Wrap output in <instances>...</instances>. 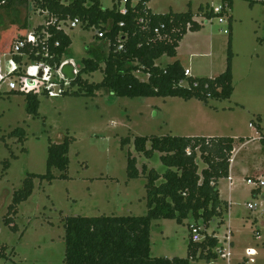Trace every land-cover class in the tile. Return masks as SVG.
<instances>
[{"label":"rangeland","instance_id":"rangeland-1","mask_svg":"<svg viewBox=\"0 0 264 264\" xmlns=\"http://www.w3.org/2000/svg\"><path fill=\"white\" fill-rule=\"evenodd\" d=\"M28 1V0H26ZM102 8L111 10L116 4L125 8L124 0H100ZM29 3L17 2L11 8L0 7V39L9 28H21L26 34L44 25L46 15L30 10ZM137 1H134L136 4ZM201 6L222 7L221 0H151L148 7L157 14L186 13L192 10L196 21L203 25L200 32H188L180 44L179 57L194 78H216L227 70L232 53L233 87L230 99H208L207 102L181 98L119 97L106 88L93 96L51 95L39 90V116L27 111L26 94H9L10 82L0 86V264H65V223L72 217H144L148 213V173L165 172L161 155L148 159L138 153L137 137H230L250 140L235 155L232 206L223 219L210 228L202 227L208 235L216 233L223 241L233 232V261L244 264L248 248L256 251L255 264H264V189L253 195L254 187L245 175L264 176V6L248 0H234L231 12L206 19ZM231 17V19H230ZM228 31V33H225ZM95 28L68 29L72 45L69 58L80 70L85 60L93 58L88 47H97L109 54V43L97 39ZM21 37V34L19 35ZM15 41V40H14ZM9 58L0 54V77L7 76L5 64ZM174 59L164 56L156 65L165 68ZM30 64V65H29ZM42 64L29 63L26 74H37ZM102 69L83 73L82 78L98 84L104 78ZM141 81L148 75L136 72ZM186 85V84H185ZM78 90L74 87L72 92ZM262 118L263 132L251 129V123ZM22 129L23 138L13 134ZM74 139L70 147L67 179L53 171L54 180H35L32 196L13 209L15 194L29 175H45L48 150L51 144ZM130 139L123 145V141ZM244 140H237L234 147ZM150 148V146H148ZM135 159L140 172L138 179L128 176L129 159ZM234 162V161H233ZM146 167V172L144 168ZM200 160V172L205 168ZM229 180L223 186L228 193ZM249 205L256 206L254 210ZM224 212V211H223ZM223 220V222H222ZM175 220L152 223V254L159 258H186L191 239L190 224ZM193 224V223H192ZM15 228V229H14ZM199 264H208L200 261ZM218 264H227L219 262Z\"/></svg>","mask_w":264,"mask_h":264},{"label":"trees","instance_id":"trees-1","mask_svg":"<svg viewBox=\"0 0 264 264\" xmlns=\"http://www.w3.org/2000/svg\"><path fill=\"white\" fill-rule=\"evenodd\" d=\"M33 1L36 7L48 12L58 21L79 19L84 29L95 28L105 32L104 38L97 39L109 43V54L106 57L97 47L87 48L93 58L83 62L81 73L72 83L71 89L60 95L71 92L73 96H93L96 91L106 88L119 97L131 99L172 97L207 102L208 99H230L233 96V55L230 52L227 70L213 79L186 76L179 60L165 68L156 65V61L164 56L176 59L180 43L188 32L202 30L203 25L196 21V14L192 10L186 13L155 14L148 7L151 0H136V4L135 0H125L126 14H123L118 4L111 10L103 9L100 0ZM233 1L221 0V14H215L209 6H201L199 12L206 19L212 20L231 12ZM248 1L255 4L253 0ZM17 2L28 3L26 0H0V7L9 9ZM21 28H9L2 32L0 54L11 50L18 34L21 37L26 35ZM158 28L159 35L154 33ZM42 29V26L37 27V31ZM48 32L52 36L49 47L54 57L46 61L51 66H59L64 56H68L72 41L67 34L54 27H49ZM56 42H60V47H55ZM120 46H123L122 50H119ZM38 49L41 50V46ZM16 60L20 61L19 58ZM103 65L102 82L94 84L83 80V73L98 72ZM138 71L148 75V81L144 82L136 77L135 73ZM76 86L78 90L72 92ZM9 94L19 92L10 91ZM2 95L0 90V100ZM26 95L28 113L38 117V95ZM261 124L260 116L256 122L251 123L262 134ZM13 134L23 138L22 129ZM129 141L130 139H126L123 145ZM236 141L230 137H137L134 141L137 152L148 159H153L159 153L166 168L163 173L155 170L148 173L147 215L68 218L65 223V264H191L192 261H216L219 240L216 233L208 235L207 231H202L205 240L200 243L193 242L191 233L186 258L153 256L152 223L158 220H175L179 224L191 221L193 224L190 226H205L207 230L218 219H223L229 211V205L220 199L219 184L222 179L230 177ZM73 142L74 139L68 137L61 144L50 145L46 174L28 176L22 189L15 194L12 206L14 213L17 212L18 205L32 196L36 179L52 183L55 178L54 170L61 173L60 179L68 178L69 152ZM262 143L264 144V136ZM200 160L206 166L201 172ZM146 170L145 167L144 172ZM128 176L130 179L140 177L136 161L132 158L129 159ZM256 191L253 190L254 193Z\"/></svg>","mask_w":264,"mask_h":264},{"label":"built area","instance_id":"built-area-1","mask_svg":"<svg viewBox=\"0 0 264 264\" xmlns=\"http://www.w3.org/2000/svg\"><path fill=\"white\" fill-rule=\"evenodd\" d=\"M32 4L33 0H28ZM42 1V0H40ZM125 1V0H124ZM126 2V1H125ZM255 4L263 5L264 0H253ZM35 4V3H34ZM33 8V7H32ZM34 10V8L32 9ZM37 12L42 15H46V22L44 25H41L43 29L41 31H32L31 33L26 34L24 37H19L13 42L11 50L8 53L2 54L6 59L9 58V61L5 64V68L7 70L6 77H0V86L4 82V79H13V77L19 78L21 90L16 89V82H10L11 90L15 92H20L24 94L28 93H37L39 90H43L45 93H49L50 95L54 92L58 91L59 94L61 92H66L71 89L72 83L74 81L70 79H66L61 70L62 67L67 63H72L75 68L76 79L79 77L81 70L77 66V62L73 58H69L64 56L61 64L59 66H51L47 59H53V54L50 51L49 41L52 38L51 34L48 32L49 27L56 28L57 31H62L67 34L68 29H76L78 27H82L83 23L79 19H69L66 21H58L57 19L51 17L48 12L42 11L37 7ZM215 14H221L223 12L222 7L213 9ZM122 13L126 14V10L122 9ZM98 30V29H97ZM155 34H160V29H156L154 31ZM225 33H228L226 31ZM105 32L98 30L96 36L98 38H104ZM41 46V50L38 49ZM55 47H60V42L55 43ZM123 46L119 47V50H122ZM30 52L27 53L26 51ZM31 54H34V57H31ZM39 57H41L39 59ZM19 58L20 61L16 59ZM39 59V60H38ZM26 61L29 63L36 64L40 66L42 64V68L37 74L30 73L26 74V70H23ZM30 65V64H29ZM139 72V71H138ZM185 75L191 77L192 73L186 69ZM231 160V164H232ZM247 183L254 187V190L260 191L262 194V190L264 189V176L260 177H252L247 180ZM256 206L249 205L250 210H254ZM190 230L192 233V240L194 243H200L205 240V236L202 234V227H198L195 225L190 226ZM218 239V238H217ZM219 240V239H218ZM233 232H227L223 241H219V245L216 249L218 253V259L216 261L207 262L208 264H218L219 262H226L227 264H231L233 261ZM255 255L256 251L253 248H248L245 252L243 263L244 264H255ZM203 261V260H201ZM200 261H192L191 264H199Z\"/></svg>","mask_w":264,"mask_h":264},{"label":"crops","instance_id":"crops-1","mask_svg":"<svg viewBox=\"0 0 264 264\" xmlns=\"http://www.w3.org/2000/svg\"><path fill=\"white\" fill-rule=\"evenodd\" d=\"M29 7H31L30 8V10L32 9V6H30V3H29ZM150 10L152 11V9L150 8ZM153 12V11H152ZM154 13V12H153ZM155 14H157V13H155ZM196 33V32H195ZM183 41V40H182ZM182 43V42H181ZM180 43V44H181ZM180 48V47H179ZM178 48V56H177V58L176 59H174V58H172V59H174V61H176V60H179L180 62H181V59H178V57H179V49ZM173 61V62H174ZM182 64V63H181ZM182 66H183V64H182ZM184 67V66H183ZM184 69L186 70V68L184 67ZM233 79H234V76H233ZM234 92H235V89H234ZM251 127V129L255 132V130L258 132V130L255 128V127H253L252 125L250 126ZM259 133V132H258ZM206 138H215V137H213V136H206ZM234 139V138H233ZM240 139H243L244 140V143L243 144H241L239 147L238 146H236V148H235V150H234V153H233V158H232V160L234 161H232V164H231V167H230V177L229 178H227V180H229L230 181V184L228 185V187H227V189H228V193H226V195H227V197H225L224 195H225V191H224V186H223V182H224V180H226V179H222L221 181H220V184H219V189H220V199L223 201V202H225V203H227L228 205H229V210H230V208H231V206H232V204H233V202H232V191H233V188L235 187V185H234V182H235V176H233V166H234V163H235V160H234V158H235V155L237 154V152H238V150H239V148H245L246 146H247V144H249L250 142V140H248V141H246L245 140V138H239V139H235V140H240ZM256 176H258V175H249V174H247V175H245V177L247 178V179H249V178H252V177H256ZM237 180V179H236ZM252 194L253 195H257V194H260V192H253V190H252ZM263 198H264V195H263Z\"/></svg>","mask_w":264,"mask_h":264},{"label":"water","instance_id":"water-1","mask_svg":"<svg viewBox=\"0 0 264 264\" xmlns=\"http://www.w3.org/2000/svg\"><path fill=\"white\" fill-rule=\"evenodd\" d=\"M61 72L66 79H70L72 81L76 80L75 68L72 63L65 64L62 67Z\"/></svg>","mask_w":264,"mask_h":264}]
</instances>
